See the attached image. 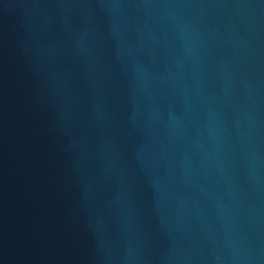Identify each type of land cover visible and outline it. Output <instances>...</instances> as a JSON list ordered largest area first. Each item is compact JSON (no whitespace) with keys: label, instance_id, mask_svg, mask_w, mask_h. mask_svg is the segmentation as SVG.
Returning a JSON list of instances; mask_svg holds the SVG:
<instances>
[{"label":"water","instance_id":"1","mask_svg":"<svg viewBox=\"0 0 264 264\" xmlns=\"http://www.w3.org/2000/svg\"><path fill=\"white\" fill-rule=\"evenodd\" d=\"M0 264H264V0H0Z\"/></svg>","mask_w":264,"mask_h":264}]
</instances>
